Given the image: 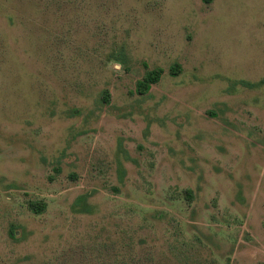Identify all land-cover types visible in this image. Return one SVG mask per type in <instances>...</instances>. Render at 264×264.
Masks as SVG:
<instances>
[{"label":"rangeland","instance_id":"1","mask_svg":"<svg viewBox=\"0 0 264 264\" xmlns=\"http://www.w3.org/2000/svg\"><path fill=\"white\" fill-rule=\"evenodd\" d=\"M0 264H264V0H0Z\"/></svg>","mask_w":264,"mask_h":264},{"label":"trees","instance_id":"2","mask_svg":"<svg viewBox=\"0 0 264 264\" xmlns=\"http://www.w3.org/2000/svg\"><path fill=\"white\" fill-rule=\"evenodd\" d=\"M207 2H210L211 0H205ZM181 71V65L178 63H175L171 66L170 68V74L172 75H177ZM164 73V69L160 66H157L149 71H147L144 76L139 79L136 83V88H135V93L139 95H147L150 90L152 89L154 84H157ZM104 99L106 102L110 101V93L108 91L105 92ZM88 197L89 194H82L78 196L76 200V206L79 207L78 211L81 212H91V207L88 204ZM30 209L36 213V214H41L45 211L47 204L42 201H31L30 204ZM10 235L12 238H16V229L12 228L10 229Z\"/></svg>","mask_w":264,"mask_h":264}]
</instances>
